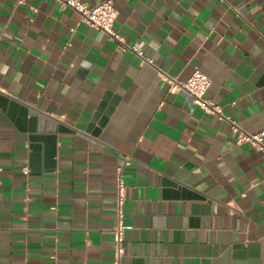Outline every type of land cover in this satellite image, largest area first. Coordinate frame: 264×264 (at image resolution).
I'll use <instances>...</instances> for the list:
<instances>
[{
	"label": "crops",
	"instance_id": "0c3cea01",
	"mask_svg": "<svg viewBox=\"0 0 264 264\" xmlns=\"http://www.w3.org/2000/svg\"><path fill=\"white\" fill-rule=\"evenodd\" d=\"M114 2L115 29L153 63L58 0H0V92L18 104H0V264H113L126 158L122 264H250L257 251L264 264L262 152L161 76L199 68L208 98L264 130V0ZM35 144L55 148L53 165Z\"/></svg>",
	"mask_w": 264,
	"mask_h": 264
},
{
	"label": "built area",
	"instance_id": "2783aa9c",
	"mask_svg": "<svg viewBox=\"0 0 264 264\" xmlns=\"http://www.w3.org/2000/svg\"><path fill=\"white\" fill-rule=\"evenodd\" d=\"M62 7H70L81 14L82 20L91 26L105 31L108 36L117 41L123 49H132L143 58L144 61L153 63L152 58L144 57L143 52L138 50L136 46L126 44L124 38L115 29V23L119 14V10L114 0H102L96 4L89 5L81 0H58ZM19 4H23L26 0H17ZM164 82L169 86L171 93H177L181 90L187 91L193 98V103L203 109L205 112L218 116L219 120L229 122L231 129L237 134V143H250L264 156V130L258 132H248L240 126L236 119L230 115H226L220 104L215 103L207 97L208 91L212 84L211 77L199 68L195 69L192 75L186 81H180L170 76L166 72H161ZM130 164L129 158H126L118 165L116 176V221L112 227L114 242V259L113 264H122V257L125 254V235L127 225L125 223V202L127 195V185L124 179V168ZM28 172L27 168L25 169Z\"/></svg>",
	"mask_w": 264,
	"mask_h": 264
},
{
	"label": "water",
	"instance_id": "95a60500",
	"mask_svg": "<svg viewBox=\"0 0 264 264\" xmlns=\"http://www.w3.org/2000/svg\"><path fill=\"white\" fill-rule=\"evenodd\" d=\"M0 104L1 106L4 108L6 107V105L9 106L10 109H13L15 107H18V104L16 101L10 99L7 95L3 94L0 92ZM21 108V110L23 111V113L25 115H29L31 118H32V122L35 123L36 122V115L37 113L31 109H28L27 107L25 106H19ZM107 113L109 114L110 113V110L107 111ZM42 120V119H41ZM103 124V121L101 122V125ZM94 123H91L90 126H89V129H91L93 127ZM51 129H53V127H51ZM34 139L36 140H48L46 139L45 137H40V136H34ZM39 142V141H37ZM35 153H34V157H36L38 159V157H40V155L42 154V151H43V154H44V159H45V163L46 165H53L54 164V157L56 156V151H55V148H48L46 147L44 150L42 148L41 145L39 144H35L34 147H33ZM252 257L251 260H250V264H261V260H260V252L257 251V252H253L252 254Z\"/></svg>",
	"mask_w": 264,
	"mask_h": 264
}]
</instances>
